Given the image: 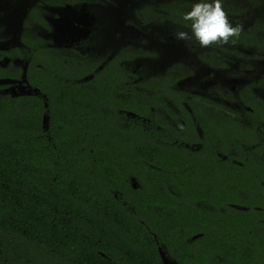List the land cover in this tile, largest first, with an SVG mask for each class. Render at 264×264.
Here are the masks:
<instances>
[{"label": "trees", "instance_id": "obj_1", "mask_svg": "<svg viewBox=\"0 0 264 264\" xmlns=\"http://www.w3.org/2000/svg\"><path fill=\"white\" fill-rule=\"evenodd\" d=\"M80 1L89 5L92 15L100 12L94 0ZM248 1L257 8L264 2ZM199 2L202 0H128L122 20L127 19L136 33L129 31L124 40L128 45L120 50L124 70L106 69L87 83L73 82L68 70L64 79L55 72L47 81L35 78L44 83L38 86L47 92V110L35 96L0 98V264H159L155 242L169 245L173 241L178 247L191 248L192 255L202 253L203 257L187 264H264L262 234L245 228L252 222L234 224L236 212L231 209L222 218L226 230L233 226L231 231L219 233L210 224L204 230L205 218L192 216L186 232L180 221L179 233L172 217H158L153 209L158 201L153 198L144 201L142 225L140 218L122 214L112 197L111 189H122V197L130 199L156 188L151 177L142 183L146 191L132 190L127 184L129 174L139 173L137 163L142 157L138 143L129 139L132 134L126 135L119 127V117L124 115L118 111L130 109L149 117L148 106L162 95L179 104L174 86L193 71L181 61L160 59L159 44L169 46L171 37L178 45L193 44L192 40H177L175 34L187 31L191 35L182 16ZM222 3L233 26L243 25L245 19L256 23L243 29L234 44L202 48L205 52L198 57L199 65L216 68L231 64L232 59L245 61V51L253 52V63L264 59V21L255 11L242 14L243 19L233 18L242 8ZM136 86L153 91L155 98L147 100L144 93L138 96L141 92ZM44 113L49 116L45 130L41 123ZM164 173L168 176V171ZM239 216L244 220L243 213ZM197 231L204 236L186 243V237ZM201 246L207 249L203 251ZM182 259L184 255L179 263L185 264Z\"/></svg>", "mask_w": 264, "mask_h": 264}, {"label": "flooded vegetation", "instance_id": "obj_2", "mask_svg": "<svg viewBox=\"0 0 264 264\" xmlns=\"http://www.w3.org/2000/svg\"><path fill=\"white\" fill-rule=\"evenodd\" d=\"M16 1L22 4L18 11L14 1L0 0V26L3 28L0 31V80L12 81L0 84V98L35 96L43 105L47 104L43 106L47 110V92H41L38 86L44 83L35 81V78L47 81L48 75L55 72L64 79L68 70L73 82L87 83L97 79L96 74H102L106 69H125L119 54L128 45L124 40H128L129 31L133 29L135 32L134 28L127 25V19L113 26L111 21L102 23L97 17L108 14L113 7L112 0H94V6L100 12L93 15L87 12L92 16L89 26L78 18L81 9H90L86 2ZM224 1L242 8L243 11L233 18L243 19L242 14L248 16L255 11L254 15L264 21V2L260 1L257 8L248 0ZM75 5L78 9L73 7ZM68 9L76 16L69 19L71 23L66 27L62 17ZM53 11L55 13L51 16L49 13ZM58 23L61 26L57 25L60 30L56 31L54 24ZM253 23L256 22L245 19L243 29ZM116 36H119L118 40L112 45ZM171 40L169 48L178 45L173 37ZM183 44L186 47L180 43L181 51H177L184 52L182 63L189 65L193 74L185 76L177 83L178 86H174L181 98L179 104L174 98L162 95L148 106L149 117L130 109L118 111L124 115L119 117V127L126 135L132 134L128 135L129 139L138 143L136 148L142 157L137 163L139 173L129 174L127 184L132 190L144 191V178L151 177L157 182L156 188L147 189L149 194L130 199L122 197V189H111L112 197L122 208V214L140 218L142 225L146 218L142 210L144 201L153 198L158 201L153 206L158 217H172V224L179 233H182L180 221L186 232V224H192V216L205 218L204 230L210 224L219 233L231 231L233 226L226 230L222 219L231 209L236 212L234 224L239 227L240 222H252L245 228H253V232H259L264 239V59L253 63V52L245 51L243 53L248 56L245 61L232 59L231 64H220L215 68L199 65L198 57L205 51L198 44ZM121 54L127 55L125 52ZM247 65L251 68L247 69ZM85 70L88 72L83 74ZM21 84L28 86L32 94L24 95L21 90L18 95ZM11 89L18 96H11ZM135 90L141 92L138 96L142 93L149 96L145 98L147 100L155 98L153 91L147 88L136 86ZM166 158L168 163L164 161ZM165 171H168V176ZM168 201L172 204L165 203ZM239 212L244 214V220L240 221ZM199 231L186 237V243L202 238L204 232ZM155 244L159 264L158 247L177 264L183 255L185 264L196 257H203L200 252L192 255L191 248L178 247L175 241L169 245ZM200 248L203 251L207 249L206 246ZM215 257L223 260L219 255Z\"/></svg>", "mask_w": 264, "mask_h": 264}, {"label": "clouds", "instance_id": "obj_3", "mask_svg": "<svg viewBox=\"0 0 264 264\" xmlns=\"http://www.w3.org/2000/svg\"><path fill=\"white\" fill-rule=\"evenodd\" d=\"M186 25H190L191 35L187 31H179L175 38L180 41L192 40L201 48L212 45L236 43L242 24L233 26L223 10L222 0H202L193 5L192 10L182 16ZM0 31H3L0 26Z\"/></svg>", "mask_w": 264, "mask_h": 264}, {"label": "rangeland", "instance_id": "obj_4", "mask_svg": "<svg viewBox=\"0 0 264 264\" xmlns=\"http://www.w3.org/2000/svg\"><path fill=\"white\" fill-rule=\"evenodd\" d=\"M12 1H14L13 3L15 4V6L18 5V3L15 2L16 0H12ZM108 1L110 2V0H108ZM112 1L114 2L115 5L110 10H108L107 15H102V16L100 15L99 20L102 23L108 22L107 20H109V21H111V24L113 26H116L122 22V11L125 10V7H126L128 0H112ZM245 6H247V3L245 4ZM73 7L78 9L77 5H75ZM84 11H85V9H84ZM85 12L90 13L89 10H86ZM125 12H127V10ZM54 13L55 12L53 11L52 13H49V14L52 16ZM177 50L181 51V49L178 45H176L175 47L172 46V48H169L168 44L165 46L164 43H163V45L160 43L159 44V51L162 52L160 59H167V57H170L171 62L174 60H178V61L182 62L183 57H184V52L183 53L178 52ZM232 85H234V84H232Z\"/></svg>", "mask_w": 264, "mask_h": 264}, {"label": "water", "instance_id": "obj_5", "mask_svg": "<svg viewBox=\"0 0 264 264\" xmlns=\"http://www.w3.org/2000/svg\"><path fill=\"white\" fill-rule=\"evenodd\" d=\"M17 2V1H16ZM22 4L19 2L18 3V5H16L15 6V8L17 9V11L19 10V9H21V6ZM68 12H66L64 15H63V25L64 24H66V27H68V25L71 23L70 22V20L69 19H74V17L76 16L74 13H69V11H72V10H70V9H68L67 10ZM69 13V14H68ZM81 13V14H80ZM80 13H78V14H80V15H78V18L83 22V23H85V25H86V23H88V21L90 22V20H91V18H92V16L91 15H89L88 13H86L84 10H80ZM57 25H59V26H61L59 23L58 24H54V26L56 27V31H59L60 29H57ZM87 26H89V23L87 24ZM23 81H19L18 83H22ZM2 83H12V81H7V80H0V84H2ZM23 84V83H22ZM22 84H21V86L18 88V89H20V91H19V94L18 95H20V93H21V90H23V94L25 95H31L32 94V92H31V89L29 88L28 89V86H22ZM25 89H28L27 91H25ZM10 91H12V95L11 96H18V95H16V93H15V90L14 89H11ZM35 92H36V89L34 90ZM44 106L46 107L47 106V104L45 103L44 104ZM48 119H49V116L46 114V113H44L43 115H42V128L45 130L46 128H47V125H48ZM158 251H159V255H160V259H161V264H177L176 262H174V261H172V260H169L166 256H165V254H164V252L161 250V248L160 247H158Z\"/></svg>", "mask_w": 264, "mask_h": 264}]
</instances>
